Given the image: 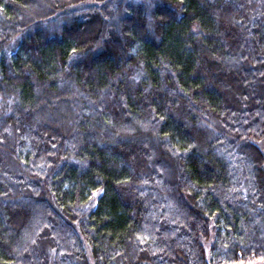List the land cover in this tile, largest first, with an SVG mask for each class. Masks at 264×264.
Listing matches in <instances>:
<instances>
[{
	"label": "trees",
	"instance_id": "obj_1",
	"mask_svg": "<svg viewBox=\"0 0 264 264\" xmlns=\"http://www.w3.org/2000/svg\"><path fill=\"white\" fill-rule=\"evenodd\" d=\"M264 262V0H0V264Z\"/></svg>",
	"mask_w": 264,
	"mask_h": 264
},
{
	"label": "rangeland",
	"instance_id": "obj_2",
	"mask_svg": "<svg viewBox=\"0 0 264 264\" xmlns=\"http://www.w3.org/2000/svg\"><path fill=\"white\" fill-rule=\"evenodd\" d=\"M259 264H264V262H261V263H259Z\"/></svg>",
	"mask_w": 264,
	"mask_h": 264
}]
</instances>
